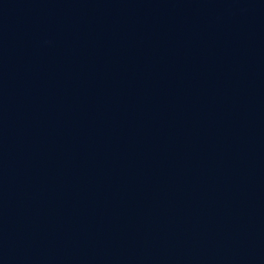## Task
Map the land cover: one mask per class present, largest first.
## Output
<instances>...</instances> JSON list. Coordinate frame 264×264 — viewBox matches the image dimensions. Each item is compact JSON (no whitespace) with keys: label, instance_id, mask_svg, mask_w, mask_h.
Here are the masks:
<instances>
[{"label":"water","instance_id":"water-1","mask_svg":"<svg viewBox=\"0 0 264 264\" xmlns=\"http://www.w3.org/2000/svg\"><path fill=\"white\" fill-rule=\"evenodd\" d=\"M0 264H264V0H0Z\"/></svg>","mask_w":264,"mask_h":264}]
</instances>
